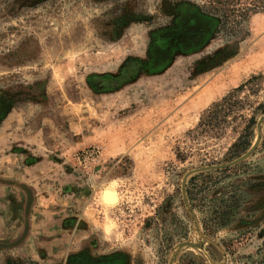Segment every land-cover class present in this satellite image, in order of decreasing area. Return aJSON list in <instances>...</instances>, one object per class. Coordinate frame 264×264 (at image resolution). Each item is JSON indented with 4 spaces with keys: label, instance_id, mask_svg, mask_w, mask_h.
<instances>
[{
    "label": "rangeland",
    "instance_id": "374dc122",
    "mask_svg": "<svg viewBox=\"0 0 264 264\" xmlns=\"http://www.w3.org/2000/svg\"><path fill=\"white\" fill-rule=\"evenodd\" d=\"M115 256L264 264V0H0V264Z\"/></svg>",
    "mask_w": 264,
    "mask_h": 264
},
{
    "label": "flooded vegetation",
    "instance_id": "af4514ba",
    "mask_svg": "<svg viewBox=\"0 0 264 264\" xmlns=\"http://www.w3.org/2000/svg\"><path fill=\"white\" fill-rule=\"evenodd\" d=\"M180 42H182L183 45L186 44V40H183V38H182V41H180ZM122 261H123L122 258L115 256V257H109V258L105 259V261L99 262L97 264H122Z\"/></svg>",
    "mask_w": 264,
    "mask_h": 264
},
{
    "label": "bare ground",
    "instance_id": "6f19581e",
    "mask_svg": "<svg viewBox=\"0 0 264 264\" xmlns=\"http://www.w3.org/2000/svg\"><path fill=\"white\" fill-rule=\"evenodd\" d=\"M209 95V94H208ZM118 199V195L116 194L115 191L113 190H108L107 193L105 194V200L108 202V203H114L116 202Z\"/></svg>",
    "mask_w": 264,
    "mask_h": 264
},
{
    "label": "trees",
    "instance_id": "16d2710c",
    "mask_svg": "<svg viewBox=\"0 0 264 264\" xmlns=\"http://www.w3.org/2000/svg\"><path fill=\"white\" fill-rule=\"evenodd\" d=\"M228 100H229L228 98H224L222 102L214 105V109H218V108L222 107ZM214 109L210 110L209 114L212 113L214 111ZM252 121H254V119H252Z\"/></svg>",
    "mask_w": 264,
    "mask_h": 264
}]
</instances>
